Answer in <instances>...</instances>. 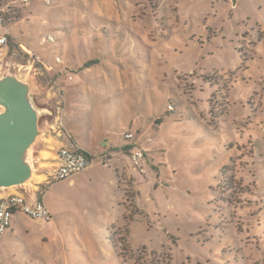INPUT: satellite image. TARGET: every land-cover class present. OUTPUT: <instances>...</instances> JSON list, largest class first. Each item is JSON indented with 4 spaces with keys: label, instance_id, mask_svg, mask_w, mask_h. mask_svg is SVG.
<instances>
[{
    "label": "rangeland",
    "instance_id": "1",
    "mask_svg": "<svg viewBox=\"0 0 264 264\" xmlns=\"http://www.w3.org/2000/svg\"><path fill=\"white\" fill-rule=\"evenodd\" d=\"M20 9L6 17L0 76L30 81L35 106L52 112L40 127L49 120L96 166L38 187L52 219L14 215L0 264H264V0ZM126 131L140 171L106 146ZM57 140H39L41 167Z\"/></svg>",
    "mask_w": 264,
    "mask_h": 264
},
{
    "label": "water",
    "instance_id": "2",
    "mask_svg": "<svg viewBox=\"0 0 264 264\" xmlns=\"http://www.w3.org/2000/svg\"><path fill=\"white\" fill-rule=\"evenodd\" d=\"M47 109H38L32 101V85L17 75L0 76V196L35 185L43 174L39 140L57 138L49 120L40 127Z\"/></svg>",
    "mask_w": 264,
    "mask_h": 264
},
{
    "label": "built area",
    "instance_id": "3",
    "mask_svg": "<svg viewBox=\"0 0 264 264\" xmlns=\"http://www.w3.org/2000/svg\"><path fill=\"white\" fill-rule=\"evenodd\" d=\"M35 1H41L45 6H49L51 0H0V48H7L8 46V33L5 30L7 24V14L11 11L16 4H20L23 7H29ZM51 39V36L47 37ZM32 63H35V58L30 54ZM55 62H60L59 58L55 59ZM57 137L61 139V132H57ZM133 135L126 133L124 140L131 141ZM57 165L52 169V172L46 177L45 182L54 183L69 180L85 171L90 169L93 165V160L90 155L77 146L62 142V145L58 148L56 153ZM130 160L132 167L135 170L141 169L142 163H144V154L141 150H132L130 153ZM16 214H22L31 220L38 222H46L51 220V214L45 207L42 199H34L33 202L27 201L22 195L18 193L9 194L0 199V239L7 232L11 226L12 218Z\"/></svg>",
    "mask_w": 264,
    "mask_h": 264
},
{
    "label": "crops",
    "instance_id": "4",
    "mask_svg": "<svg viewBox=\"0 0 264 264\" xmlns=\"http://www.w3.org/2000/svg\"><path fill=\"white\" fill-rule=\"evenodd\" d=\"M39 3H41V1H39ZM41 4H43V3H41ZM44 5V4H43ZM126 133H131L130 131H126L123 135H122V139H121V141L116 145V146H114V145H112L111 146V143L110 142H108V140H107V143H108V145L106 144V146H110L109 147V149L111 148L112 149V152H111V155L112 156H120L121 155V153H123V152H126L127 153V155H126V159L128 160L127 162H128V164H130V166H131V169H132V164H131V160H130V153L132 152V150H136V149H139L138 147H135V146H133V143H131L132 141H126V140H124V135L126 134ZM58 138V137H57ZM58 142H54L53 143V145L51 146L50 145V148H51V150H53L54 152H52V155H54V158H53V160L51 161V160H48V156L46 155V157H45V159H44V163H43V167H42V171L44 172L45 170H46V168L50 165V169L52 168H54L56 165H57V160H56V153H57V150H58V148L62 145V142L63 141H61V139H59V140H57ZM80 146V145H79ZM79 146H77L78 148H80ZM80 149H82V150H84L85 152H87L85 149H83L82 147L80 148ZM104 150H106V148L104 147L103 148ZM108 150V149H107ZM140 150V149H139ZM45 153H47V151H45ZM87 153H89V152H87ZM114 158V157H113ZM120 157H118V159L116 160V162L117 163H120V162H122L121 161V159H119ZM124 162V161H123ZM96 163H93V165H92V167L90 168V169H88L87 171H85V172H83V174L84 173H87V172H89V171H91V170H93L94 169V166H96L95 165ZM99 164V166L100 167H105V166H103V165H101L100 163H98ZM45 166V167H44ZM50 174V173H49ZM49 174H42L40 177H45V179H46V177H48V175ZM82 174V173H81ZM80 175V174H79ZM78 176V175H77ZM75 178H76V176L75 177H73V178H71V179H69V183L70 184H72V185H74L75 184ZM43 182H45V180H43V181H41V182H38V181H36V183H35V185H33V186H31V187H29V188H26V189H24V190H21V191H11V192H9V193H7L6 195H9V194H14V193H18V194H20V195H22L27 201H30V202H33L34 201V199L36 198V193H37V190H38V187L43 183ZM49 188V187H48ZM6 195H4V196H6ZM4 196H1L0 197V199L2 198V197H4ZM51 219H52V217H51ZM49 221H51V220H49ZM38 222V221H37ZM46 222H48V221H46ZM39 223H43V222H39ZM18 227L19 228H21V222H18ZM13 230V229H12ZM9 231V230H8ZM7 231V232H8ZM6 232V233H7ZM55 241H52V248L53 249H55L56 248V246H57V248H61V245H60V243L58 242V240H56V239H54ZM62 242V241H61ZM54 254H55V252H54ZM41 256L45 259L47 256H45L44 254L42 255L41 254ZM51 259H53L52 257H50ZM54 258H56L55 256H54ZM49 263V262H48ZM51 264H56V263H53V262H50ZM49 263V264H50Z\"/></svg>",
    "mask_w": 264,
    "mask_h": 264
},
{
    "label": "trees",
    "instance_id": "5",
    "mask_svg": "<svg viewBox=\"0 0 264 264\" xmlns=\"http://www.w3.org/2000/svg\"><path fill=\"white\" fill-rule=\"evenodd\" d=\"M16 7H18V9H20V8H26V7L21 6L20 4H16ZM20 10H21V9H20ZM8 42H9V37H8ZM94 64H97V61H90V62H87V63H85V64L83 65L82 68L87 69V68H89L90 66H92V65H94ZM168 111H169V112L173 111V109H172L171 106H169ZM210 115H211V117H212V112H210ZM167 117H168V116H167ZM161 123H162V119H157V120H156V124H161ZM143 154H144V153H143ZM228 172H231V173H232V170H231V168H230L229 166H223V168L220 170V174H221L222 178H223L224 180L227 179V184L223 187L225 190H231V189H233V188L231 187V184H230V182L233 180V176H232V174H231L230 177H227L226 174H227ZM229 181H230V182H229ZM220 185H221V183L218 184L217 187H219ZM37 199H38V200H41V199H42V198H41V195H38V196H37ZM228 201H229V200H228Z\"/></svg>",
    "mask_w": 264,
    "mask_h": 264
},
{
    "label": "bare ground",
    "instance_id": "6",
    "mask_svg": "<svg viewBox=\"0 0 264 264\" xmlns=\"http://www.w3.org/2000/svg\"><path fill=\"white\" fill-rule=\"evenodd\" d=\"M44 167H45V166H44ZM43 179H44V177H38V178H37V181L40 182V181H42Z\"/></svg>",
    "mask_w": 264,
    "mask_h": 264
}]
</instances>
